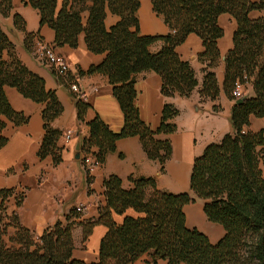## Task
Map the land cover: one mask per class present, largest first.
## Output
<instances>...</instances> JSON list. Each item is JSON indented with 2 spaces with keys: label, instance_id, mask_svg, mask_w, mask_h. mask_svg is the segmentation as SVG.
Here are the masks:
<instances>
[{
  "label": "trees",
  "instance_id": "obj_1",
  "mask_svg": "<svg viewBox=\"0 0 264 264\" xmlns=\"http://www.w3.org/2000/svg\"><path fill=\"white\" fill-rule=\"evenodd\" d=\"M24 4L38 12L40 26L53 31V47L76 48L78 36L83 34L87 50L104 56L85 73L107 77L123 124L114 133L97 115L85 122L90 106L74 95L76 120L89 127V136L80 140L79 153H92L96 162L103 164L106 156L115 151L118 140L137 137L145 156L158 162L161 171L171 156V146L159 136L175 131L170 121L178 111L164 104L156 129L142 122L135 105V75L153 71L161 79L163 97H188L197 81L190 64L180 59L176 48L193 34L203 47L197 58L203 66L200 100H216L219 87L213 69L220 61L216 41L223 35L218 17L230 15L236 29L232 48L224 59L222 87L233 101L229 116L232 133L207 145L194 160L189 192H162L152 178H128L132 187L125 190L118 177H107L103 182L105 207L100 208L96 220L82 225V239L94 225L107 229L99 244L97 261L92 263L72 257L74 222L70 215L65 224L56 221L34 237L14 215H5V200L14 194L19 206L23 193L0 190V264H132L144 255L151 264L159 260L167 264H264V131L249 130L251 117H264V18L250 20L248 16L253 10L263 9L264 0H151L152 10L162 16L168 27V33L160 36L140 34L136 16L139 0H61L60 6L56 0H24ZM11 11V0H0V15L9 17ZM108 13L118 19L110 27L105 25ZM12 26L24 33V47L30 51L32 46V51L35 34L25 30L19 15H12ZM156 42L162 43L161 48L150 53L149 47ZM236 83L249 84L253 93L252 97L243 96L241 104H235L232 97ZM5 87L43 106L44 135L37 157H50L52 166L59 165L64 150L58 144L62 134L51 123L62 113V105L54 91L46 90L43 79L19 60L14 44L0 27V131L6 122L17 126L27 121L10 107ZM3 143L0 139V147ZM196 199L204 201L206 219L224 230L215 244L186 225L184 207ZM128 209L138 216H125ZM113 214L123 216L121 224L113 221ZM5 219L16 229L10 244L2 238Z\"/></svg>",
  "mask_w": 264,
  "mask_h": 264
},
{
  "label": "crops",
  "instance_id": "obj_2",
  "mask_svg": "<svg viewBox=\"0 0 264 264\" xmlns=\"http://www.w3.org/2000/svg\"><path fill=\"white\" fill-rule=\"evenodd\" d=\"M60 6L61 0H56ZM256 2L257 0H248ZM12 11L9 17L0 15V27L14 44L15 53L19 60L32 73L44 81L46 90L54 91L60 104L62 113L51 123L54 130L62 136L58 144L64 148L62 161L52 166L51 158L40 160L37 151L41 144L44 129L41 117L43 106L34 103L20 95L14 88L5 87L4 94L10 107L27 118L20 125L6 122L0 131V139L4 143L0 147V190L15 189V193H23L19 206L16 205L14 194L5 202L6 217L15 216L18 224L32 232L34 237L42 234L43 230L60 221L66 223V216L74 222L72 237L74 249L72 257L84 263L96 262L99 244L107 229L103 225H94L85 239H82V225L98 218L100 208L105 207L104 180L113 175L122 182V188L132 187L128 178H152L156 188L169 194L189 192V179L194 160L199 157L205 147L211 143H218L226 134L232 133L229 116L233 101L225 95L222 83L224 78L223 57L232 48V37L236 29L235 20L228 14L218 17V25L223 35L216 41L220 54V61L213 69L219 94L216 100H200L198 90L203 79V66L198 62V55L203 51L201 40L190 34L185 41L176 48V53L182 61L188 62L194 71L197 86L188 97L165 98L160 94V77L153 71H146L135 75L134 88L136 91L135 105L140 119L151 129H156L160 122V114L164 104L172 105L178 114L170 122L175 125V131L167 136L171 146V156L166 161L163 171L158 162L149 160L142 151L139 139L129 137L120 139L115 144V151L106 156L103 164H98L92 153L84 158L79 153L75 159V146L80 140L89 136V127L76 120L74 93L70 91V84H76L82 99L90 106L86 113L85 122H89L97 115L101 121L114 133L120 131L123 116L118 102L112 95L111 86L106 76L101 74H86L90 66L98 65L103 55L90 53L85 45L84 36H78L77 47H53L54 33L46 25H39V14L31 6L24 4V0H11ZM136 13L139 31L143 36H160L168 33V27L162 16L152 10L151 0H139ZM19 15L25 24V30L34 33L33 46L37 39L62 56L69 66L65 77L56 76L47 66L40 63L33 51L25 50L24 33L12 26V15ZM250 20L264 18V8L249 13ZM117 17L107 14L106 27L117 22ZM162 43L156 42L149 47L150 53H156ZM243 96L252 97L249 84L243 88ZM71 131L70 139L65 142L63 134ZM249 130L264 131V117L250 118ZM83 159L92 167L86 174ZM264 175V169H263ZM87 176L89 181H87ZM204 201L196 199L194 203L184 207L186 225L203 233L211 244L217 243L224 235L223 228L209 222L203 213ZM192 206L193 209L190 207ZM80 207L81 211H76ZM72 214V215H71ZM125 216L137 217L133 210H126ZM113 221L121 224L123 216L113 214ZM6 223L3 240L10 244L16 229ZM132 264H151L148 256H142ZM156 264H167L164 260Z\"/></svg>",
  "mask_w": 264,
  "mask_h": 264
},
{
  "label": "built area",
  "instance_id": "obj_3",
  "mask_svg": "<svg viewBox=\"0 0 264 264\" xmlns=\"http://www.w3.org/2000/svg\"><path fill=\"white\" fill-rule=\"evenodd\" d=\"M35 50L33 49V53L36 57V59L42 63L43 65L47 66L50 68L53 73L58 76V77H65L69 71V66L65 59L58 55L55 51L54 48L51 46L46 45L43 43L41 40L37 39L35 43ZM246 85V84H245ZM244 85V86H245ZM243 85H240L238 83L235 84L234 89L232 91V97L237 100L239 98L243 97ZM70 91L75 94L76 98H82L81 92L79 88L76 86V84H70L69 86ZM72 135L71 131H66L63 134V139L65 142H67ZM88 153L84 152V158H86ZM83 166H84V171L86 174L90 172L92 167L86 163V160L83 159ZM76 211H81L80 207L76 208Z\"/></svg>",
  "mask_w": 264,
  "mask_h": 264
},
{
  "label": "water",
  "instance_id": "obj_4",
  "mask_svg": "<svg viewBox=\"0 0 264 264\" xmlns=\"http://www.w3.org/2000/svg\"><path fill=\"white\" fill-rule=\"evenodd\" d=\"M224 59H225V57L222 58V60H224ZM242 102H243V98H239V99L235 100L234 103L235 104H241ZM79 150H80V146H79V144H77L75 146V151H76V154L74 156L75 159H79Z\"/></svg>",
  "mask_w": 264,
  "mask_h": 264
},
{
  "label": "rangeland",
  "instance_id": "obj_5",
  "mask_svg": "<svg viewBox=\"0 0 264 264\" xmlns=\"http://www.w3.org/2000/svg\"><path fill=\"white\" fill-rule=\"evenodd\" d=\"M9 40H10V39H9ZM31 47H32V46H30V51H29V52H32V51H33V50L31 51ZM24 48H25V47H24ZM33 49H34V46H33ZM25 50H26V49H25ZM67 74H68V73H67ZM190 207L193 209L192 206H190ZM193 210H194V209H193Z\"/></svg>",
  "mask_w": 264,
  "mask_h": 264
}]
</instances>
